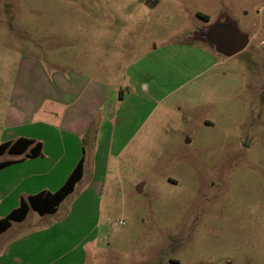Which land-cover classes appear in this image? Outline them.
Listing matches in <instances>:
<instances>
[{"label":"rangeland","instance_id":"374dc122","mask_svg":"<svg viewBox=\"0 0 264 264\" xmlns=\"http://www.w3.org/2000/svg\"><path fill=\"white\" fill-rule=\"evenodd\" d=\"M223 19L251 36L228 59L195 38ZM56 64L125 99L93 172L26 233L77 202L81 264H264V0H0V135L9 92L40 104Z\"/></svg>","mask_w":264,"mask_h":264},{"label":"crops","instance_id":"0c3cea01","mask_svg":"<svg viewBox=\"0 0 264 264\" xmlns=\"http://www.w3.org/2000/svg\"><path fill=\"white\" fill-rule=\"evenodd\" d=\"M95 50L92 49L90 57L93 71L100 59L99 55L95 56ZM34 62L35 65L29 63L21 68L20 77H34L32 74L37 71L34 67L38 65L37 61ZM51 69L49 72L41 70L40 104L30 105L28 98H33L32 94L36 93L30 87L23 90L16 86L9 92V95L15 96V102L9 101L6 106L7 129L4 127L0 135V145L29 139L40 144L42 150L36 158L28 157L30 150L24 154L0 155L12 157L0 163L13 162L0 171V220L17 209L23 199L42 192L58 191L83 161L84 176L78 187L90 171L93 172L95 159L100 154L103 157L112 141L116 128L113 114L116 113V105L125 99L120 94L122 92L117 94L114 87L97 80L86 81L74 71L57 64ZM88 190H93V182L88 185ZM73 194L64 202L70 200ZM78 201H83V198ZM64 202L56 213L38 215L40 218L58 215ZM79 209L81 212L80 204L78 206L75 202L66 218L29 233L25 232L24 224L34 210L24 221L13 222L0 235V264H81L87 254L81 247L82 238L74 244L75 222L81 221L77 217ZM87 232L88 238L95 237L97 226Z\"/></svg>","mask_w":264,"mask_h":264},{"label":"trees","instance_id":"16d2710c","mask_svg":"<svg viewBox=\"0 0 264 264\" xmlns=\"http://www.w3.org/2000/svg\"><path fill=\"white\" fill-rule=\"evenodd\" d=\"M204 19L208 20V17L204 16ZM28 150L31 152L28 157L36 158L41 155L42 146L29 139H19L15 142H7L0 145V155L6 153L17 155L24 154ZM12 164V161L0 163V171ZM83 176L84 162L81 161L73 170L65 184L58 191L42 192L31 196L28 199H23L17 209L6 218L0 220V235L9 229L13 222L24 221L31 210H34L41 215L56 213L59 206L74 193L77 184L82 180Z\"/></svg>","mask_w":264,"mask_h":264},{"label":"water","instance_id":"95a60500","mask_svg":"<svg viewBox=\"0 0 264 264\" xmlns=\"http://www.w3.org/2000/svg\"><path fill=\"white\" fill-rule=\"evenodd\" d=\"M195 38L209 45L219 56L227 59L243 52L251 42L250 35L242 33L236 23L227 19L199 31Z\"/></svg>","mask_w":264,"mask_h":264}]
</instances>
